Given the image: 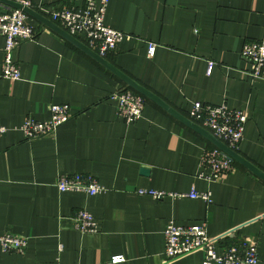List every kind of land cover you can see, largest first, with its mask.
<instances>
[{
    "label": "crops",
    "instance_id": "1",
    "mask_svg": "<svg viewBox=\"0 0 264 264\" xmlns=\"http://www.w3.org/2000/svg\"><path fill=\"white\" fill-rule=\"evenodd\" d=\"M32 2L40 12L83 0ZM29 22L36 37L13 51L18 80L2 76L0 34V124L10 128L0 136V235L28 238L23 253L0 245V264H112L116 254L126 258L119 264H165L170 220L206 221L218 251L250 238L264 264V181L240 164L208 178L202 158L211 142L152 101L127 123L110 97L127 85L54 30ZM105 23L126 35L106 58L184 115L196 101L245 110L237 151L264 170V78H253L241 56L246 41L264 39V0H109ZM149 42L157 44L151 58ZM53 103L69 104L72 117L53 134L27 139L19 129L24 119H48ZM75 172L92 174L104 190L60 191L57 179ZM138 188H195L212 200H156ZM80 209L93 214L96 231L72 226ZM203 259L196 250L167 264Z\"/></svg>",
    "mask_w": 264,
    "mask_h": 264
},
{
    "label": "built area",
    "instance_id": "2",
    "mask_svg": "<svg viewBox=\"0 0 264 264\" xmlns=\"http://www.w3.org/2000/svg\"><path fill=\"white\" fill-rule=\"evenodd\" d=\"M25 6H33L32 0H16ZM109 0H83L81 5H61L59 7L40 6L42 14L68 33L77 37L99 55L106 57L114 51L125 38L121 30L110 27L105 23V14ZM5 9V11H3ZM36 29L29 22V15L23 10L11 6L0 9V34L5 37L3 48L4 58L2 76L11 80L21 78L20 66L13 58V51L20 43L33 40ZM157 44L148 43L147 57L151 58L156 52ZM241 56L248 61V73L253 78H264V39L246 41L241 48ZM213 62L208 63L207 74L213 70ZM117 104L119 115L127 122L139 120L146 105V98L134 89L125 86L113 92L110 96ZM72 117L70 105L53 103L50 105V117L37 120L27 116L19 129L24 136L33 140L53 134L56 129ZM188 117L207 128L218 139L222 140L233 150H238L244 137L247 113L243 109L231 108L226 104H208L196 101L189 110ZM10 128L0 124V136ZM202 166L208 168V178L216 179L222 174L235 169V160L216 146L207 149L202 158ZM203 175V173H201ZM56 185L62 192L81 191L95 195L104 190V186L92 174L75 172L61 175ZM139 195H148L156 200L166 197H191L211 202L210 191H198L192 188L189 192H173L152 188H138ZM72 226L81 231H96L97 222L87 209H80L70 217ZM165 264L196 250L204 251L202 264H258L259 255L257 243L244 238L217 249V238L208 234L207 222L182 225L170 220L164 229ZM0 245L5 252L23 253L28 246V238L11 232L0 235ZM125 256L116 254L111 257L112 264L125 261Z\"/></svg>",
    "mask_w": 264,
    "mask_h": 264
},
{
    "label": "water",
    "instance_id": "3",
    "mask_svg": "<svg viewBox=\"0 0 264 264\" xmlns=\"http://www.w3.org/2000/svg\"><path fill=\"white\" fill-rule=\"evenodd\" d=\"M0 5L23 9L29 16L38 20L40 23L44 24L50 29L54 30L55 32L60 34L62 37H64L66 40L74 44L77 48H79L80 50L88 54L91 58L99 62L101 65L107 68L110 72H112L114 75L120 78L128 87L139 92L140 94L145 96L147 99H149L150 101L160 106L170 115L175 117L178 121H180L187 127L191 128L192 130L202 135L209 142H211L214 146L218 147L219 149L227 153L229 156H231L235 160V162L244 166L245 168H247L249 171H251L252 173H254L256 176H258L264 181V170L263 169H261L259 166H257L256 164H254L253 162L245 158L238 151L230 148L226 143H224L222 140L214 136V134L210 132L207 128L203 127L199 123L193 121L191 118H189L188 116L184 115L183 113L175 109L173 106H171L168 102H166L158 94H156L155 92H153L146 86L139 83L137 80H135L130 75L125 73L115 64L110 62L106 57L99 55L96 51L92 50L90 47H88L84 42H82L77 37L68 33L64 28L59 26L57 23L53 22L47 16L43 15L42 13H40L33 7L25 6L16 0H0ZM3 11H5V9H3ZM231 232H234V230H232Z\"/></svg>",
    "mask_w": 264,
    "mask_h": 264
},
{
    "label": "trees",
    "instance_id": "4",
    "mask_svg": "<svg viewBox=\"0 0 264 264\" xmlns=\"http://www.w3.org/2000/svg\"><path fill=\"white\" fill-rule=\"evenodd\" d=\"M145 98H146V97H145ZM149 101H150V100L146 98V102H149ZM211 146H213V145H211ZM236 164H238V163L236 162ZM238 165H239V164H238Z\"/></svg>",
    "mask_w": 264,
    "mask_h": 264
}]
</instances>
